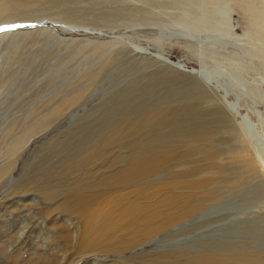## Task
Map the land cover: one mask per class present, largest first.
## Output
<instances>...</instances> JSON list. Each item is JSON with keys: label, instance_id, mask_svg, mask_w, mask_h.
<instances>
[{"label": "rangeland", "instance_id": "1", "mask_svg": "<svg viewBox=\"0 0 264 264\" xmlns=\"http://www.w3.org/2000/svg\"><path fill=\"white\" fill-rule=\"evenodd\" d=\"M202 128L213 161L186 155L151 178L221 168L200 210L128 247L86 240L104 230L70 212L84 171L191 149ZM263 163L264 0H0V264H264Z\"/></svg>", "mask_w": 264, "mask_h": 264}, {"label": "bare ground", "instance_id": "2", "mask_svg": "<svg viewBox=\"0 0 264 264\" xmlns=\"http://www.w3.org/2000/svg\"><path fill=\"white\" fill-rule=\"evenodd\" d=\"M159 114L160 112L148 114L145 118L139 120L138 123L136 122V127L133 129L136 131L137 129L144 128L149 120L151 121L156 117L159 119ZM160 130L162 131V129ZM174 133L176 134V132ZM205 134L208 133L204 129L202 131L196 130L191 140H193V142L198 141V143H195L194 147L191 149L189 147V149L186 148L188 150H181L182 152L178 150L179 153L176 152V149H179L180 146L166 147L154 152L149 151V153L133 155L120 166L111 167V161L110 165L103 167L102 173L99 176L95 175L94 169H87L84 171L76 189L83 191L85 197L77 199L76 206L71 208L70 212L78 214L84 222H88L89 220L95 222L96 218L99 216V218H102L101 230H104L100 232L94 230V226L91 228L85 226L84 231L86 232L84 237L86 240L95 241L101 238L105 242V244L100 246L101 249L112 248L116 245L125 246L129 236H133L136 242L142 240L146 242L151 236L155 237L158 231L168 228L200 210L206 202L213 197L214 194L210 191V185L222 174L221 168L218 169L212 163L207 166H202L201 168L195 166L196 168L185 169L165 180H158L155 182L151 178L153 175H159L161 171L167 170L170 166L176 164L181 157L186 155L200 154L203 160L208 159L213 161L217 153L213 145H209L208 141L205 143V140L208 138ZM109 142L110 141H107V143ZM97 152H99V154ZM97 152L96 154L94 151L95 157L96 155L101 157L105 154L100 155V151ZM91 155L94 156V154ZM95 157L93 158L96 159ZM94 159L90 161L94 162ZM99 159L100 158L96 160L98 161ZM109 159H111V157ZM120 161L118 162L121 164ZM208 170H213L214 175L211 177L195 178L197 173L199 174V172ZM261 170L264 171V163ZM83 205H85L86 208H84ZM126 236L127 239H125ZM110 240L111 244L108 243ZM129 244L130 243H128L126 247H128ZM196 254L200 255L201 252ZM238 256H221L219 254H214L194 257L192 260L190 258V260L201 262H227V264H239L240 261H244L245 263L247 261L249 264H258V262H260V259L257 258L258 255ZM189 263L190 262H188V264ZM155 264H160V261L157 260Z\"/></svg>", "mask_w": 264, "mask_h": 264}, {"label": "water", "instance_id": "3", "mask_svg": "<svg viewBox=\"0 0 264 264\" xmlns=\"http://www.w3.org/2000/svg\"><path fill=\"white\" fill-rule=\"evenodd\" d=\"M160 60H162L164 63H168L166 65H168L170 68L176 69V70H181L183 71L186 75L198 79L201 83H204L206 81L205 77L202 75L200 70H197L195 68H185L183 67L182 64H180L178 61H171V60H166V59H162L160 58Z\"/></svg>", "mask_w": 264, "mask_h": 264}]
</instances>
